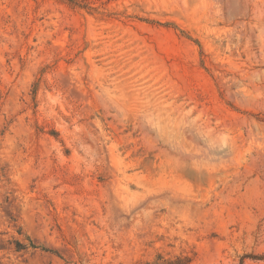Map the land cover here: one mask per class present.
I'll use <instances>...</instances> for the list:
<instances>
[{
	"label": "rangeland",
	"instance_id": "1",
	"mask_svg": "<svg viewBox=\"0 0 264 264\" xmlns=\"http://www.w3.org/2000/svg\"><path fill=\"white\" fill-rule=\"evenodd\" d=\"M0 264H264V0H0Z\"/></svg>",
	"mask_w": 264,
	"mask_h": 264
},
{
	"label": "trees",
	"instance_id": "2",
	"mask_svg": "<svg viewBox=\"0 0 264 264\" xmlns=\"http://www.w3.org/2000/svg\"><path fill=\"white\" fill-rule=\"evenodd\" d=\"M18 247L17 248H20V250L21 249H26V248H32V249H37V247L36 246H34V245H32V243H29V245L28 246H26V245H17ZM20 246V247H19Z\"/></svg>",
	"mask_w": 264,
	"mask_h": 264
}]
</instances>
